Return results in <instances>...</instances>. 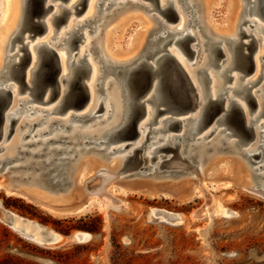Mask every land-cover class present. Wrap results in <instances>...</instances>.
Masks as SVG:
<instances>
[{
    "label": "rangeland",
    "instance_id": "1",
    "mask_svg": "<svg viewBox=\"0 0 264 264\" xmlns=\"http://www.w3.org/2000/svg\"><path fill=\"white\" fill-rule=\"evenodd\" d=\"M67 1L68 0H46L45 5L52 6V8L49 9L48 14L45 16V19L47 20L46 31L38 33L35 40L26 41L22 39V36L24 33L30 34L31 32H23L17 41H15L13 45V52L11 54L14 53L15 48L17 49L19 46L27 44V42L29 43L27 45V49H29V47L36 42L47 41L53 46L52 49L59 56L60 62L62 64L61 69L63 66H65V71L68 72V55L65 50V56L61 55L64 48L63 46L57 45L59 43L57 35L60 32H65L68 29V25H74L77 21L82 20L85 15V11L88 9L90 0H75V4L79 1L80 2L73 10V13L71 14L70 12H65L63 15L64 22H59L58 26L55 27V25L50 21V18L56 11H59L56 6L61 3L65 6H68L70 0L68 2ZM106 1L108 0H105V2ZM133 1L136 2L138 0ZM140 1L144 5L154 4L156 10L147 12L141 7L132 6L131 4L125 5L123 11H125V9H130V11L122 13L116 18V20H114L117 21V19H121L122 17L125 18L122 20V22H120L121 20L118 22L120 23L119 25L116 24L117 26L115 27L113 35L110 38L112 39V50L114 52L112 57L116 61L127 63L142 55L147 48L148 42L155 33L154 30L160 28L159 23L151 17V15H156L159 17L160 12L158 9L157 0ZM164 2L167 3V0H164ZM244 2V0H215L214 6L212 8L213 19L208 17L210 9L205 11V16H207L209 26L213 28L212 34L216 39L225 41L228 38H236L239 29L246 30L248 35H254L255 39L257 40V52L254 59L256 56L258 57V70H256L257 67L255 60V69L253 74L252 76L250 74L247 77H251L252 81H257L254 86H251V91H254V98L259 103L261 100L260 94L263 90L260 88L264 85V34L256 33L255 28H250V24L245 23L241 25V22L245 19H258L257 21L263 24L264 22L259 20L257 17L247 15L243 9ZM2 4L9 10V12L10 5H12V12L11 18L9 13V16H5L0 20V30L1 28H6L4 37H0V45L3 46L2 55L0 56V71L5 67L7 40H5V37L8 36L9 38L14 32L17 31L22 17L21 0H2ZM32 4L33 1L30 0L28 7H30ZM177 5H180V2H178ZM85 6H87L86 10H84ZM132 8L134 10H132ZM77 10L78 13H75ZM168 10L173 12H176L177 10L175 8L174 11V9L170 6L166 11H164V15L167 16L166 19H168L172 27H175L177 26L176 15L172 12L171 15L170 13L168 15ZM94 11H96L95 8L93 12ZM177 12L176 14L179 16V13ZM111 23L107 26H101L100 23L95 24V26H98V28L93 34L88 35V29L83 30L85 37H87L88 40L93 41L94 37L100 33V40L103 41L107 33L109 34V32H111L109 30L113 25V21ZM54 35L55 38H53ZM87 38L83 39L82 37H79L73 42L74 46L73 51L71 52L73 55L84 50ZM250 39L251 37L242 36L241 42L246 43ZM196 42L201 45L203 40L197 38ZM183 43H187V46H190L195 43V41H192L188 37L184 39ZM97 44L98 42L96 41L94 45L96 46ZM171 47L172 46L169 45L167 49H170ZM24 50L21 51L22 55L25 52ZM184 51L186 52V57H188L189 61L192 63L194 58H192V55L187 52L186 48H184ZM228 53L230 54L229 51ZM86 54L87 57L85 60L90 58L92 61V63L90 62L91 66H96L99 68V65L97 64L98 59L94 60L95 56L90 57L89 48ZM98 55H100V53H98ZM204 57L205 54H198L196 58L197 64L194 66H190L186 62L188 70L193 71V69H197L199 65L201 66ZM76 58H78V55ZM223 58L225 57L220 55L217 59L219 62H222L224 60ZM17 59L18 58L16 56L13 58L14 61H17ZM153 60L154 58L150 59L151 62ZM36 61L37 57L33 62L35 63ZM85 64L86 63L84 61L83 65ZM21 65L22 63L18 64L15 67V70H17ZM7 68L8 65H6L5 69ZM55 68H57L56 61ZM169 70L171 72L169 80L172 81V86L175 87L177 91L181 92L182 87L179 73L173 68H170ZM36 71L37 75L41 78L44 87L47 89V92L49 91L48 97L50 96V100L48 104H44L43 100L45 98H34L33 102L26 104L25 106L37 107L46 110L55 107L61 99V85L67 84L66 82L61 83V75L64 76V74L67 72L62 73L61 71L59 76L60 83L58 87L52 83V77L55 76L56 69L53 71L54 74H52L50 66H46L43 62L40 66L38 63ZM90 71V69H87V73L83 74L81 78V82H85L87 86H89L88 84L90 83ZM210 73H213L212 70H210ZM237 73L243 75L241 74L242 72H240V70L230 72L229 75L234 76ZM4 77L5 76H3V78ZM194 79H196L195 75ZM234 80L236 81V79ZM216 81L220 83V79L214 77L209 86H213ZM242 81L243 80H241V83ZM230 82H226L225 86L232 87V83L234 82ZM11 83L17 91L18 88L21 87V84L18 82V80H7L5 81L4 85ZM91 88L92 92H94V102L96 101L94 108L87 110L92 99L86 106H84L87 97L86 93L81 92L78 89V85H72L68 87V90L64 95L65 97L61 107L63 108L62 111L59 113L57 110H54L49 119H52V117H54L53 119L58 120L65 119L66 113L68 112L67 109H69V111L71 110L70 112L74 113V115L87 114V117L91 116V114L97 110L96 106L99 102L98 98L100 99L99 95L103 96L102 93H96L95 86H91ZM114 89L115 85L111 84L106 93L110 95ZM258 89L261 91L256 92ZM215 90H217V88H215ZM33 91L34 89L31 85H29L27 89L23 88L20 93L17 92V94H15L14 101H16L17 104V100L21 98L32 99V97H34L32 95ZM229 93L231 94V92H228L224 98H226ZM88 94L90 99V89H88ZM168 94L173 96L171 91H168ZM147 95V98L146 96L142 98L143 102L149 98L150 94ZM178 97L180 98V94ZM234 98L237 101L239 99V101L245 102L241 99V95H235ZM69 99H74V104L65 105ZM106 101H110L109 97L106 99ZM146 104L151 106V102L146 101L144 103L141 114L139 115L141 121L144 118V107H150L148 105L145 106ZM247 106L248 105H246V107ZM83 108L88 112L86 111L85 113L84 110L81 111ZM24 109L25 107H23L22 110ZM147 109L148 108H145V112ZM11 110H13V108ZM83 111L84 113L82 114ZM97 114H101V117L95 119L89 118V120L87 117H85L80 120H75L77 123L75 125H78L79 131L89 133L95 132L113 121L112 118L107 121H102L107 117L108 109L100 108V110L98 109ZM35 115L36 117L39 116V114L36 113L33 115V117L28 118L27 114L24 112L21 114L20 118L19 115L14 116L15 120L19 118V120H17L18 123L16 121L11 126V130L15 129L14 133L9 137L10 139L8 138L6 141L4 140L1 142V150L6 149L7 151H12L15 147L19 145L20 147L22 146V150L19 149V147L16 151L18 160L21 159L22 152L30 150L24 145L30 140V135H32L33 132L31 134L25 135V138L27 139L23 138L20 141V138L22 134L29 129V125L24 124L30 122V119H35ZM170 116L172 118L175 117L172 116V114H167V116L163 115L159 119ZM248 116V119L253 117L250 116V114H248ZM184 117L185 116H177L176 118L181 119ZM263 120L264 118H262L260 121ZM59 124L61 123L59 122ZM256 125L257 124H255L254 128ZM151 126V128H157L159 125L152 124ZM225 127L226 126L224 125H219V129H223ZM36 130H38V126H36L35 130L33 131ZM127 130L128 128H126L124 132ZM231 130L234 131L233 128H228L227 132H224L219 136L215 132L206 140L202 141L203 145L208 143L205 148L207 149V154L209 153V156L213 154L211 153L212 150L209 147H212L214 141L222 139L224 137L223 135H225V133H229ZM178 131L179 128L173 126L170 132H164L163 134L157 135L151 133L149 135L150 138H155L148 139L141 152H139V156L143 157L142 165L139 166L138 169L134 170H126L125 167H123L121 172L124 173V175L121 176V179H124V183H118L115 188V199L118 203H108L105 210H99L96 206H90L87 210L80 213L61 214L56 212L55 214L25 198H21L16 195L7 196L3 190L0 189V206L3 209L13 213L18 218L37 224L48 231L55 232L64 237H69L77 233H85V236H87L89 239L83 242L66 241L56 246L48 247L38 244V242L35 240H29L25 238L0 219V263L7 259L9 261L7 264H264V198L258 194L241 188L240 183H237V181L240 179V176L232 172V162L235 161L237 165L245 167V169L249 171L250 177L254 178L257 172H253L252 167L254 169L257 166H260V164H257L258 159L253 158L251 161H253L254 164H249L250 166H247L248 164H246L244 159L238 158L236 157V154L232 153L231 155H229V153L214 155L213 160L215 159L216 161H210L209 159L205 160L201 165H203L205 172V183L209 186L210 195L207 198L199 195L193 196L195 189L192 185H194L197 179L193 177V175H190L191 172L188 170H190V168L198 170L199 163L198 159L195 157H193L194 159H192L191 162L182 160L187 155L188 147L184 148V153H181L182 151L179 149L181 157H179L176 150L163 149L159 156H164L162 157L163 161L171 164V166L169 168H166L165 166L162 167L160 170L155 172L154 175L151 174L152 168H147L151 166V164L156 165V163L160 161V158H155L154 161L151 162L144 157L146 151H148L147 148L150 143H153L156 141V139H160V137L164 138L169 136V134H178ZM200 133H202V131ZM125 134L126 133L123 134L124 138L126 137ZM198 137L199 136H196L195 139ZM238 137L239 136L227 137V141H237ZM243 139L244 138L241 140V145L237 146L239 147L238 149H247L250 146L249 144H252V142H246V140ZM211 140L213 141L210 142ZM77 141L78 142L74 143L73 146L72 142L68 143L66 145V151H69L70 149L75 151L77 147L80 149L84 148L85 150L82 149L84 152L87 150L95 151L89 152L87 154L88 156L86 155L82 160L96 159L101 163L102 166H105L110 170L117 167V162L120 163L118 170L122 167L123 160L120 159V156L124 155L126 153L125 151L115 152L111 156L108 155V150L101 151L105 145L97 147L94 144H91L89 146L83 147V145H85V140L81 137ZM161 142L163 143V141ZM109 147H116V145L113 144V146ZM224 149L225 146L221 148V151L226 152ZM66 151L64 156H69ZM95 154L101 155L105 160H101L100 158L98 159ZM238 154L243 156V153L241 152ZM74 155L75 152H71L70 156H67V160H65V170L58 177L60 180H62V186H53L54 183L52 182V178L55 176V174H58L56 170L51 171L52 167L50 165L42 168V171L40 172V178L43 179L42 182L49 189L67 190L69 188L70 182L67 177V172L69 171V166L75 163L78 159L77 155H75L76 158L74 157V159H70V157H73ZM43 158H45V155L42 157H37V159L33 160H46ZM29 159H31L30 155ZM13 165L16 166L17 164ZM83 165L84 164H82V166ZM11 167L13 168L8 172H4L3 169H0V176L3 181H21V178L22 181H26L28 179L29 173H23V171L16 170L14 166H9V168ZM249 167H251V170ZM30 169L33 174L34 166L32 165ZM94 169L95 168L93 167L91 170H89L86 176L87 178H91L85 182V185L88 183L87 190L89 192L94 191L95 187L97 186V182L94 180L97 177V172L96 169ZM140 171H147V175L144 177L142 176L143 178L155 176H159L160 178H156L157 180L155 181L152 180L154 178H130L140 175L138 174ZM23 174L25 175L23 176ZM43 174H45L46 177ZM166 175L168 178L162 179V177ZM30 177L29 179H31ZM58 178L55 181L59 180ZM189 180L191 183H188ZM33 189L41 192V188L36 186ZM121 189L125 190L126 193L121 192ZM41 194L45 195V193L42 192ZM80 194V191H77L73 188V191L69 195L70 200H66L68 202L55 201L53 205L56 209H66L70 206L81 204L84 200L79 198ZM84 195L88 196L87 193ZM208 200L209 202H207ZM200 209L202 211H200ZM193 213H195L199 218L192 217ZM16 225L18 228H22L24 224L18 220L16 221ZM26 231L32 232L35 235L38 233V230L31 228L29 225ZM36 237L38 238V236Z\"/></svg>",
    "mask_w": 264,
    "mask_h": 264
},
{
    "label": "bare ground",
    "instance_id": "2",
    "mask_svg": "<svg viewBox=\"0 0 264 264\" xmlns=\"http://www.w3.org/2000/svg\"><path fill=\"white\" fill-rule=\"evenodd\" d=\"M25 1L26 0H21L22 17L19 22L17 31L14 32L9 38L8 36L5 37V40L7 39L6 40V52H5V67L6 65H8V68L5 69L4 67L0 71V91L7 89L12 93V96H13L12 103L7 112L10 118H14V116L16 115H19V118H20L23 112L27 114L28 118L33 117V115L36 113H38L39 116L36 117L35 115L36 117L35 119L34 118L33 120L30 119L31 120L30 122H27L24 124V125H29V129L26 132H24L20 138V141H21L23 138H25L26 134L28 135L33 132V134L30 135V140L29 141L27 140L28 142H26V144L24 145L25 147L27 146L26 148L30 150L22 152L21 159L18 160L16 151L20 147V145L15 147L12 151H7L6 149L1 150L0 148V169H3L4 172H8V170L10 169L9 166L12 165L14 166L16 170L23 171V173L24 172L29 173V177L31 176L30 177L31 179H27L24 182H19L18 180L19 182L18 183L17 181L15 182L6 181V180L3 181V179L0 176V189L3 190V192L7 196L16 195L21 198H25L31 202H34L35 204L42 206L43 208H46L47 210L55 214L56 212L57 213L59 212L61 214L80 213L82 211L87 210L90 206H96L99 210H105L108 203L110 202L116 203L115 201L116 185L118 183H124V179H121V176L124 175V173H122L121 171L123 167L126 166V163L130 159V157L135 154V150L143 147L148 139L155 138V137H151V138L149 137L151 133H153L154 135H157V134H163L164 132H170L171 130L170 124L172 122V119L170 120L167 119L169 117H165V118L162 117V119H159V118L163 115L167 116V114L169 115L174 112L169 110V105L167 104L166 97L160 91L158 82L156 81L151 91L148 93L150 94L148 99H150L152 107L149 104L145 105V106L148 105L150 107H145V108H148L147 109L148 111L146 110V114L143 120L140 122L142 124H139L137 128L138 130L137 136L133 140L114 138V134L117 133V131H119L126 124L128 117L131 113V104L133 100H132V96L130 94V90L128 87L129 73L132 70H134L140 63L148 62V63H151L155 68H157L158 67L157 64H159L162 61V56H165L168 54L171 55L185 70L190 80L197 88L200 96H201V85H200L199 80L200 78H202L204 74H209L210 77L212 78V81L214 77L219 78L220 83L216 81L214 85L211 86V91H210L211 99H217L221 95V93H224L225 89L227 88V86H225L226 82H225L224 77L222 76V73L227 70L229 71V73L239 70L236 68V65H235L236 52L234 48L237 44L241 42V38H240L241 36L239 35L240 32L244 31V33L247 34V31L244 29H239V31L237 32L236 38H232V39L228 38L225 41L216 39L212 34L213 28L209 26L207 16H205V11L210 9L208 17L212 18V8L214 6L215 0H167V3L164 2V0H158V3H159L158 9L160 12L159 17L156 15H151V17L154 18L159 23L160 28H157L154 30L155 33L153 34L151 40L148 42L147 48L143 52V54L127 63L116 61L112 57L114 52L112 50V39L110 38L113 35V31L115 27L117 26L116 24L119 25L120 23L118 22L120 20H121L120 22H122V20H124L125 18L122 17L123 19L122 18L117 19V21H114V20H116V18L120 16L122 13H126L130 11V9L129 10L125 9V11H123L126 4L125 5H120V4L128 3L129 0H120V1L119 0H108L106 2L105 0H90L88 9L87 10L85 9L86 10L85 15L82 18V20L77 21L74 25H71V26L68 25L67 27L68 29L65 32H60L57 35L58 36L57 39L59 41L57 45L63 46L64 48L62 50L63 53H61V55L65 56L64 50L68 55L67 56L68 72L65 71L66 67L63 66L62 73L64 72L65 73L67 72V73L64 74V76L61 75L63 78L61 79V83L66 82L67 84L66 85L60 84L62 87L60 90L61 99L59 103L55 107H52L47 110L40 109L37 107L25 106L26 104L33 102L34 97H32V99L21 98L17 100L18 102L16 104V101H14L15 94H17V92L20 93V91L22 90L18 88V91H17L12 83L8 85H4V83L7 80H15L13 78L12 70L14 66L20 62V58L22 56L21 50H20L22 45L19 46L17 49L15 48V51L13 54L11 53L13 52V45L15 41H17V39L22 34L21 31L24 25ZM139 1L140 0L136 2H139ZM251 1H253V4H250L249 6H245V2H244V5H243L244 12L249 16L252 15L254 17H257L259 18V20L264 22L263 0H251ZM178 2H180V5H177ZM78 3L75 4V0H70V3H68L69 4L68 6H65L62 3L57 5L56 7L59 9V11H56L51 16L50 21L53 23L54 16L60 17L64 11L70 12L72 14L73 10L75 9V6ZM170 6L174 9V11L176 8V10L178 11L176 12L179 13V16H177L176 14L177 26L175 27H172L171 23L168 21V19H166L167 16L164 15V11H166V9L169 8ZM94 8L96 9V11L93 12ZM141 8H144L145 11L147 12H152L153 10H156V7L152 4L144 5ZM9 9H10V12L2 4V0H0V20L3 19L5 16H9V13H10V18H11L12 5H10ZM114 9H123V10L118 12L119 15L117 17H114L108 23L109 25L113 21V25L111 26L109 30L111 32H109V34L107 33L103 41L100 40L101 39L100 33H98L94 37L93 41L88 40V38L85 37V33L83 32V30L88 29L87 31L88 35L95 33L97 31L98 26H95V23H93L92 21L96 19L95 18L96 15L100 13V16H105V14L106 15L110 14ZM132 10L134 9L132 8ZM114 15L116 16L115 13ZM257 20L245 19L241 22V25L248 23L250 24L249 26L251 29L255 28L256 33L264 34V24L259 23ZM45 22L47 24L46 19H45ZM5 31H6V28H1L0 37L1 36L4 37ZM80 35H83L84 39L87 38L86 45L83 51L77 52L76 54L73 55L71 53L73 51V46H74L73 39ZM23 36L28 37V34L24 33ZM187 36H192V41H195V43L190 45L191 49L195 51V54L192 55V58H194V61L192 63L189 61L188 57H186V53L184 51V48L182 47L183 41L184 39H186ZM248 36L254 37L253 34L248 35ZM53 38H55V35ZM197 38L203 40L201 45L196 42ZM26 40H29V39L25 38L24 41ZM96 41L98 42V44L95 46L94 43H96ZM169 45L172 47L170 49H167ZM86 47L89 48L90 57L95 56L94 60L98 59L97 64L99 65V68H97L96 66H93V67L91 66L92 61L89 57L88 58L90 60L89 59L85 60L87 57L86 52L88 50V48ZM49 48H53V46L47 41L46 42H36L35 44L29 47V51L31 52V55H32V60H31V65L29 67V70L27 72V76H26V81H27L26 89L28 88L29 85L33 87L34 73L38 67L40 52L43 50L49 49ZM216 49H219L221 50V52H223L222 56H224L225 58H223L224 60L222 62H219L218 59L216 58V54H217ZM2 50H3V46L0 45V56L2 55ZM228 51L230 52V54L228 53ZM98 53H100V55H98ZM198 54H203V55L205 54V57L203 58L204 59L203 63L201 64V66L199 65L197 69H193V71H189L186 66V62L190 66L196 65L197 64L196 58ZM77 55H78V58H76ZM15 56L18 58L17 61L13 60ZM36 57H37V61L34 63L33 61L35 60ZM151 58H154L152 62L150 61ZM254 60H256V67H257L256 70H258V65H257L258 57L256 56ZM84 61L86 63L85 65H83ZM216 61H218L219 64L221 63L222 66L219 68L216 67L215 66ZM87 63H89L91 66V71H90L91 74L89 77L90 83L88 84L89 85L88 89H90V94H91V98L89 99V101L92 99L90 102V105H88L87 110H90L91 108L95 107L96 101L94 102V92H92V88H91V86H95L96 93H102L103 96L99 95L100 99L98 98L99 102L96 106L97 110L96 111L93 110L94 112L91 111L93 112L92 114L90 113L91 116L96 114L98 109L100 110V108H102V109H108L107 117L102 121H107L110 118L113 119V121L107 126L95 132H91V133L79 131L78 125H75L77 124L75 120H78L77 116H80V115H74V113L70 112L71 110L69 111V109H67L68 112L66 113L65 119L58 120V119H53L54 117H52V119L51 118L49 119V117L52 115L54 110H57V112L59 113L60 111H62L61 110L62 102L65 97L64 95L66 91L68 90L70 78H72L75 70L78 67L86 66ZM210 70H212L213 73H210ZM120 72L121 74L118 76ZM241 74H244L247 76L251 74L252 76L253 72L249 74H246V73H241ZM194 75L196 79H194ZM3 76L5 77L3 78ZM230 76H233V75H230ZM240 78H242V75H240V73H237L236 75L233 76V79L231 81L234 82L235 81L234 79H236V81L232 83L233 84L232 87L230 86L229 87L230 89L225 94L227 95L228 92H231V94L229 93V95L226 97L225 108L229 109V106L231 103L238 104L239 107L245 112L247 116V123H249V119H248L249 111H248V106L246 107L247 104L245 103L246 101L244 99V96H245V93L249 91L251 86H254V84H256L257 81H254V80L252 81L251 77H246L241 83ZM111 84L115 85V89L109 95L106 92L110 88ZM218 87L219 88L221 87V88L219 89ZM215 88H217V90H215ZM260 89H263V90L261 91ZM260 89H258L256 92L261 91V94H260L261 100L259 103L256 101L257 107H256L255 112L253 113L254 114L253 118L254 119L256 118L258 122L256 123L257 125L255 127L257 128V134L255 136V139L252 141V144L250 143L249 144L250 146L247 149H244L241 152L238 149L239 147H237L238 145L235 141H227L228 139L225 134L223 135L224 136L223 138L220 137L222 139H219L218 141H214V143L212 144V147H209L212 150V152L211 150L210 152L213 154L210 156L208 155L209 153L207 154V149L205 148V146H207L208 143L203 145L202 141L206 140L208 137L205 139H203V137L207 136L210 132H212V134L216 132L217 135L219 136L224 133L221 131L225 128L219 129V125H216L217 123L215 124V122H212L207 128L200 130V125L204 117V103H202L198 107L197 110L192 112L191 116H189L188 114L187 116L180 115V117L185 116L184 118H181V119H185L189 117L190 119L183 122V126L179 129L178 134H175V135L169 134V136H166L164 138L160 137V139H156V141H154L153 143H150V145L147 148L148 151H146V154H145L147 159L153 162L155 158H160V161L156 163V165L151 164V168H152L151 174L154 175L156 169L160 170L164 166L166 168H169L171 166V164L167 163L166 161H163L161 155L159 156L162 148L174 147L175 145H179V149L182 151V148L188 147V152L185 158L190 160L191 162V157H195L198 159V163H199L198 170H195L193 168H190V170H188L191 172L190 175H193V177L197 179L194 185H192L193 188L195 189L193 192L194 193L193 196L199 195V196H204L205 198H207L210 195V191H209V186L205 183V177H204L205 172L203 169V165H201L202 163H204L205 160L209 159L211 161L213 160L214 155H219L221 153H226V154L229 153V155H231L232 153V154H236V157L244 159L246 161V164H248L247 166H250L251 165L250 160L252 159L251 155L258 154L259 157L257 158L258 159L257 164H260V166H257L256 168H254L255 170H257L256 171L257 173L254 178L250 177L249 171L246 170L245 167L237 165L235 161L232 162V165H233L232 172L240 176V179L237 181V183H240L241 188H243L244 190L253 192L255 194H258L264 198V120L260 121L262 120V118H264V85ZM48 92H46L44 96L45 98L43 100L44 104H48L49 102ZM252 93L254 94V91H252ZM235 95H241V99L244 100L245 102L239 101V99L238 101L235 100L234 98ZM108 97L110 101H106ZM23 107H25L24 110H22ZM12 108L13 110H11ZM84 108L81 109V111L84 110ZM160 110H163V112H160ZM84 111L82 112V114L84 113ZM87 118L89 120V117ZM59 122L61 124H59ZM9 123H10V120L6 119L5 126L9 125ZM152 124H158L159 126L157 128H151ZM36 126H38V130L33 131L35 130ZM220 126H223V125H220ZM201 131L202 133H200ZM193 135H195V137L196 136H199V137L195 139ZM81 137L82 139L85 140V145H83V147L89 146L91 144H94L95 146H97V144L102 143V142L107 143L108 148H109V149L107 148L108 152L116 150L111 154V156L115 152L125 151L126 153L120 156V159L123 160L122 167L118 170V168L120 167V163L117 162L116 163L117 167L115 169H111L112 170L111 171L107 167L102 166L101 163L97 161L96 159L82 160L89 152H95V151L87 150L84 152L82 150L84 148L80 149L78 147L75 149V151H73V149L66 151V147H67L66 145L68 143L72 142V146H73V144L78 142L77 140L80 139ZM161 141H163V143ZM212 141L213 140H211L210 142ZM87 142L88 144H86ZM129 143H131V145L126 147V145H128ZM0 144L2 143L0 142ZM113 144H115L116 147L110 148L109 146H113ZM102 145L104 144H101L99 146H102ZM224 146H225L224 150L226 152L221 151V148ZM21 147L19 149L22 150ZM119 148H120V151L118 150ZM65 151L66 153L69 154V156L71 152H75V155L78 156V159L76 160V162L73 163L72 165L70 164L71 166H69L70 167L69 171L67 170L68 171L67 177L70 182V186L67 190L49 189L42 182L43 179L40 178L41 177L40 172L42 171L43 167L47 166L46 164H49L52 168H55L57 172H60V171L63 172L66 167L65 160H67V156H68V155L64 156ZM239 152L243 153L242 154L243 156L238 154ZM29 155L31 156V159H29ZM43 155H45V158L43 159H46V160H43V161L33 160V159H37V157H42ZM75 155L73 157H70V159H74ZM95 156H97L98 159L100 158L101 160H105L101 155L95 154ZM39 159H42V158H39ZM213 161H216V160L214 159ZM13 164H17V165L15 166ZM82 164L84 165L82 166ZM32 165L34 166L33 174L30 169ZM93 167L96 169V172H97L96 173L97 177L94 179L97 182L96 184L97 186L96 187L94 186L95 187L94 191L89 192L87 190L88 183H86L85 185V182H87L88 179H91L89 177L87 178L86 176L88 174V171L91 170ZM249 168L251 170V167ZM252 170H253V167H252ZM44 173H45V170H44ZM141 173L142 175H136L130 178H134V177L142 178V179L154 178L152 179L153 181L157 180L156 178H160L159 176L143 178L144 176L147 175V171H144ZM24 175L25 174H23V176ZM43 175L45 176V174ZM130 178H127V179H130ZM164 178H168L167 175L162 177V179ZM21 181H22V178H21ZM188 183H191V181L189 180ZM35 186L38 188H41V192L45 193V195L41 194V192L38 190H34L33 188ZM73 188L81 192L79 198L80 199L82 198L84 201L81 204L73 205L66 209H56L53 205L54 202L55 201L65 202L66 200H70L69 195L73 191ZM258 188H260V190H258ZM120 191L123 193H126L125 190L123 189H121ZM85 193H87L88 196H85L84 195ZM207 202H209V200ZM200 211L202 210L200 209ZM192 217L199 218L195 213H193ZM0 219L4 221L6 224H8L12 229L16 230L19 234L24 236L25 238L29 240H35L40 245L53 247L62 242H66V240L63 238L62 235H59L52 231H48L45 228L37 224L22 220L18 218L17 216H15L13 213L3 209L1 206H0ZM18 220H20L24 224L22 228H18V226L16 225V221ZM28 225L31 226V228L38 230L37 235L33 234L32 232L26 231ZM36 236H38L39 239ZM74 236L76 237V242H83V241L89 240L88 237L85 236V233H77V234H74ZM47 237H51V240L50 241L46 240Z\"/></svg>",
    "mask_w": 264,
    "mask_h": 264
},
{
    "label": "water",
    "instance_id": "3",
    "mask_svg": "<svg viewBox=\"0 0 264 264\" xmlns=\"http://www.w3.org/2000/svg\"><path fill=\"white\" fill-rule=\"evenodd\" d=\"M29 1L30 0H26L24 4V25H23L21 33L25 31H29L31 33L28 34V37L22 36L23 40L25 38L29 40H34L35 38H37L38 33L46 31L47 26L45 22V16L48 14L49 9L52 8V6L45 5L46 0H32L33 4L30 7H28ZM263 3H264V0H263ZM250 4H253V1L245 0V6H249ZM168 11H169L167 12L168 15L169 13L171 15V12L176 15V12H173L170 10ZM64 13L65 11L62 13L60 17L54 16L53 23L55 27L58 26L59 22H62V23L64 22V19H63ZM75 13H78V10ZM239 35L241 36V38L242 36L249 37L247 34L244 33V31H241ZM188 37L192 40V36H187L186 38ZM78 38L79 36L74 38L73 42L77 40ZM256 42L257 40L253 36H251V39L248 42L246 43L240 42L234 48L236 52L235 65H236V68L239 69L240 72L242 73L249 74V73H252L255 69L254 57L257 52ZM28 44L29 43L23 44V46L20 48L21 51L25 49L24 50L25 52L21 56L20 62L17 63L12 70L13 78L15 80H18V82H20L21 84V87H20L21 90L27 87L26 76H27V72L29 70V67L31 65V60H32L31 52L29 51V49H27ZM182 47L186 48L189 54L191 55L195 54V51L192 50L189 45L187 46V43H183ZM216 51H217L216 58H218L220 55H223V52H221V50L216 49ZM55 61H56L57 68H55ZM43 62L45 63L46 66H50V70L52 74H54L53 71L56 69L55 71L56 74L54 77H52V83L58 86L60 83L59 76L62 71L59 56L52 48L43 50L40 52L39 66ZM20 63H22V65L17 70H15V67ZM157 66L158 67L155 68L151 63L142 62L134 70H132L129 73L128 87H129L130 94L133 100L131 104V113L128 117L126 124L119 131H117V133L114 134V138L133 140L137 136L138 134L137 128L141 121V119L139 118V115L141 114L144 103L146 101L150 102V99H147L143 102L142 98L145 97L151 91L152 87L154 86V83L157 81L160 91L166 97L167 104L169 105V110L174 112L172 113V116H175V117L167 118L169 120L172 119L170 128H172L173 126H176L180 129L183 126V122L190 119L189 116H191L192 112L197 110L198 107L202 103H204V117L200 125V130L207 128L212 122H216L218 125L226 126L225 129H223L221 132H226L228 128H233L234 131L231 130L229 133H225V134L227 137L239 136L237 141H235L238 146L241 145L242 138H244L246 142H252L255 139V136L257 134V128L255 129L254 126L257 122V119L256 118L254 119L252 117L251 119H249V123H247V116L245 112L236 103H231L229 106V109L225 108L226 98H224V96L227 93V91L230 89L229 87H227L224 93L221 94L217 99H211L210 98L211 86H209V84L212 82V78L210 77L209 74H204L202 78L199 80L200 85H201V96H200L197 88L192 83L189 76L187 75L185 70L182 68V66L174 59V57H172L169 54L162 56V61L159 64H157ZM215 66L219 68L222 66V64L221 63L219 64V62L216 61ZM170 68L176 69L177 72L179 73L181 87H182L181 92L177 91L176 88L172 86L171 84L172 81L169 80V76L171 73L169 70ZM87 69L91 70L90 64H87L86 66L78 67L75 70L72 78H70L69 80V86L78 85V89L81 92L86 93L87 97H86L84 106L89 101V94H88V86L86 85L85 82L83 81L81 82V78L83 74L87 73ZM120 74L121 72L118 74V76ZM222 76L224 77L225 82H230L233 79V76L229 75L228 70L224 71L222 73ZM33 89H34L33 96L35 99H38L41 97L44 98L47 92V89L44 87V84L41 81V78L37 75V71H35L34 73ZM168 91L169 92L171 91L173 96H170V94H168ZM179 94H180V98L178 97ZM12 99H13V96L9 90L4 89L0 91V142H2L3 140L6 141L10 136H12V134L14 133V130L13 129L11 130L10 128L14 124V122L18 120V119L15 120L14 118H10L9 115L7 114L8 109L10 108V105L12 103ZM244 99L247 105L249 106L250 116H253V113L255 112L256 107H257L254 96L250 95L248 91L245 93ZM48 100H50V96ZM66 104H74V99L73 100L69 99L65 103V105ZM160 112H163V110H160ZM145 114L146 112H145V107H144V116ZM187 114L189 115L188 116L189 118H185V119L176 118L177 116H180V115L187 116ZM85 117L87 116L80 115V116H77V119L80 120ZM100 117L101 115H98L97 113L92 116H89L90 119H95V118H100ZM6 119L10 120V123L7 126H5ZM126 128H128V130L124 132ZM124 133H126L125 138L123 135ZM211 134L212 132H210L207 136L203 137V139L209 137ZM193 137L195 138V135H193ZM86 144H88V142ZM101 144L105 145V147L101 151L107 150L108 148L107 143L102 142V143L97 144V146ZM130 145L131 143L126 145V147ZM184 148L181 153L185 152ZM142 149L143 147L135 150V154L131 156L128 162L126 163V166H125L126 170L138 169L139 166L142 165L143 157L139 156V152H141ZM163 149L176 150L179 157H181V154L179 152V145H175L174 147L162 148L161 151ZM118 150L120 151V148ZM239 150L241 152L243 151L241 149ZM114 151L116 150L108 152V155H111ZM144 157L145 159H147L146 155H144ZM258 157H259L258 154L251 155L252 159L253 158L255 159ZM192 158L193 157H191V160ZM182 160L190 161L186 158H183ZM251 160H250V164L253 165L254 162ZM46 165L48 166L49 164H46ZM149 168H151V166H149L147 169ZM54 170L55 168H52L51 171H54ZM156 171L158 170L156 169L155 172ZM256 171L257 170L253 169V172H256ZM141 172H144V171H140V173L138 174L142 175ZM61 173L62 171L58 172V174L52 178L54 187L62 186V180L59 179L55 181L61 175ZM13 181H18V180H13ZM19 182H24V181H19ZM258 190H260V188H258ZM115 201H116L115 204H117L118 202L116 199ZM63 238L69 242H76V237L74 235L69 236V237L63 236ZM46 240L50 241L51 237H47Z\"/></svg>",
    "mask_w": 264,
    "mask_h": 264
},
{
    "label": "flooded vegetation",
    "instance_id": "4",
    "mask_svg": "<svg viewBox=\"0 0 264 264\" xmlns=\"http://www.w3.org/2000/svg\"><path fill=\"white\" fill-rule=\"evenodd\" d=\"M131 2V3H130ZM133 0H129V2L128 3H121L120 5H125V4H131L132 6H135V4H136V6H138V7H143L144 6V4H142L141 3V1H139V2H134ZM157 2H158V0H157ZM78 5V4H77ZM77 5L75 6V8L77 7ZM152 5H154V4H152ZM155 6V5H154ZM86 7L87 6H85V9H86ZM158 8H159V3H158ZM121 10H123V9H114L110 14H105V16H100V13L99 14H97L96 15V19L95 20H93L92 22L93 23H95V24H98V23H100V25L101 26H107L108 25V23L114 18V17H117L118 15H119V13L118 12H120ZM67 12V11H66ZM114 13L116 14V16L114 15ZM113 14V15H112ZM79 37H82L83 39H84V36L83 35H80ZM87 64H89V63H87ZM247 77V75H242V78H240L241 80H244L245 78ZM201 79V78H200ZM257 83V82H256ZM255 85V84H254ZM211 86V85H210ZM219 88V87H218ZM221 88V87H220ZM219 88V89H220ZM252 88V87H251ZM251 88L249 89V94L250 95H253L254 96V94L252 93V91H251ZM221 94H223V93H221Z\"/></svg>",
    "mask_w": 264,
    "mask_h": 264
},
{
    "label": "trees",
    "instance_id": "5",
    "mask_svg": "<svg viewBox=\"0 0 264 264\" xmlns=\"http://www.w3.org/2000/svg\"><path fill=\"white\" fill-rule=\"evenodd\" d=\"M7 262H9V261L6 259L3 262H1L0 264H7Z\"/></svg>",
    "mask_w": 264,
    "mask_h": 264
}]
</instances>
